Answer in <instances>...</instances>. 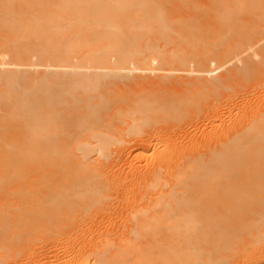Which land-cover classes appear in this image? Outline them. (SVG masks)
Returning a JSON list of instances; mask_svg holds the SVG:
<instances>
[{"label": "bare ground", "instance_id": "1", "mask_svg": "<svg viewBox=\"0 0 264 264\" xmlns=\"http://www.w3.org/2000/svg\"><path fill=\"white\" fill-rule=\"evenodd\" d=\"M0 264H264V0H0Z\"/></svg>", "mask_w": 264, "mask_h": 264}]
</instances>
